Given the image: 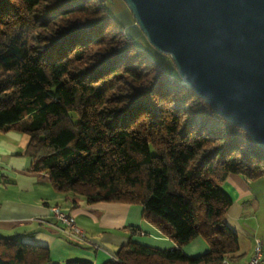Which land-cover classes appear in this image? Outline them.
<instances>
[{"label": "trees", "instance_id": "1", "mask_svg": "<svg viewBox=\"0 0 264 264\" xmlns=\"http://www.w3.org/2000/svg\"><path fill=\"white\" fill-rule=\"evenodd\" d=\"M0 131L29 137L31 170L57 192L141 206L177 245L129 241L101 264L233 262L221 186L229 174L264 178V149L190 89L170 56L147 40L137 48L102 0H0ZM198 237L209 251L187 256ZM0 264L56 263L46 247L0 238Z\"/></svg>", "mask_w": 264, "mask_h": 264}, {"label": "crops", "instance_id": "2", "mask_svg": "<svg viewBox=\"0 0 264 264\" xmlns=\"http://www.w3.org/2000/svg\"><path fill=\"white\" fill-rule=\"evenodd\" d=\"M28 142L29 137L25 139L21 133L0 131V238L46 247L56 264L78 258L101 264L129 241L160 250L177 248L142 218L143 208L138 205L86 204L91 212L74 220L87 238L75 235L52 212L63 201L65 210H70L66 204L70 197L54 190L46 174L31 170L33 159L25 155ZM221 189L232 202L224 223L239 244L234 261L224 264H245L253 256L256 239L264 242V178L248 181L229 174ZM72 201L76 207V200ZM182 251L199 257L209 251V246L198 237Z\"/></svg>", "mask_w": 264, "mask_h": 264}, {"label": "water", "instance_id": "3", "mask_svg": "<svg viewBox=\"0 0 264 264\" xmlns=\"http://www.w3.org/2000/svg\"><path fill=\"white\" fill-rule=\"evenodd\" d=\"M182 81L264 149V0H123Z\"/></svg>", "mask_w": 264, "mask_h": 264}, {"label": "rangeland", "instance_id": "4", "mask_svg": "<svg viewBox=\"0 0 264 264\" xmlns=\"http://www.w3.org/2000/svg\"><path fill=\"white\" fill-rule=\"evenodd\" d=\"M103 4L106 7L107 13L110 17H112L124 30L125 34L128 36L130 40L133 41L137 48H143L145 46V36L139 27L135 24L134 18L129 11L127 5L123 0H102ZM24 138L27 139L28 136L24 135ZM62 195L64 193H61ZM65 196H69L70 200L66 201V204L69 206L70 210H65V201L59 204V209L62 212H66L67 214H71L73 217L77 219L79 214H88L91 211L86 208V201L81 196H75L73 194H64ZM72 199L76 200V207ZM52 203V202H51ZM56 205V203H53ZM53 212V211H52ZM86 237V235L84 236ZM87 238V237H86ZM79 259V258H78Z\"/></svg>", "mask_w": 264, "mask_h": 264}, {"label": "built area", "instance_id": "5", "mask_svg": "<svg viewBox=\"0 0 264 264\" xmlns=\"http://www.w3.org/2000/svg\"><path fill=\"white\" fill-rule=\"evenodd\" d=\"M54 217L66 227L70 228L75 235L84 238L82 231L75 225L74 217L66 212H62L58 207L52 209ZM264 242L261 239H256L253 256L245 264H264Z\"/></svg>", "mask_w": 264, "mask_h": 264}]
</instances>
